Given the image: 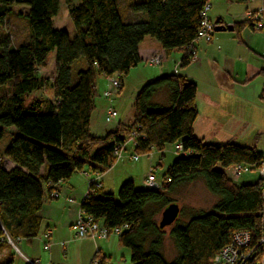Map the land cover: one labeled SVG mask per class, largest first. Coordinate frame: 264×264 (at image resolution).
<instances>
[{
    "label": "trees",
    "instance_id": "trees-1",
    "mask_svg": "<svg viewBox=\"0 0 264 264\" xmlns=\"http://www.w3.org/2000/svg\"><path fill=\"white\" fill-rule=\"evenodd\" d=\"M205 1L135 0L130 9L143 18L127 22L117 0L77 4L64 0L74 28L69 38L65 31L52 28L58 0H0V25L11 6H28L26 14L19 13L27 22L24 41L12 47L6 34L0 38V140L12 129L0 153V247L8 245L6 236L14 242L36 237L40 226L36 212L58 184L84 168L105 172L115 161L113 146L125 141L132 129L138 131L132 149L136 154L180 144L182 155L167 167L157 189H136L132 181H125L114 200L91 183L80 204L82 216L106 227L127 224L118 242L129 250L132 264H209L234 232L249 231L253 239L264 233V178L238 185L226 174L237 164L258 168L264 154L255 146L198 139L193 134L196 85L184 76L164 74L146 82L133 97L130 124H117L103 136L89 132L99 76L115 75L120 93L121 81L140 62L142 48L166 55L182 50L179 67L192 62L187 47L195 38ZM219 23L214 28H221ZM244 27L252 28L246 20L233 24L238 40ZM51 53L53 74L41 75ZM258 74L264 76V66ZM49 80L50 99L39 96L25 102V95L43 92ZM160 91L165 92L167 105L155 101ZM3 159L14 167L4 169ZM197 179L218 199L212 210L191 212L186 220L176 218L169 225L176 256L168 262L161 253L167 226L160 229L155 216L175 203L169 194L177 186ZM181 213L179 208L178 216ZM9 262L10 255L0 264ZM98 264H104L103 259Z\"/></svg>",
    "mask_w": 264,
    "mask_h": 264
},
{
    "label": "rangeland",
    "instance_id": "rangeland-1",
    "mask_svg": "<svg viewBox=\"0 0 264 264\" xmlns=\"http://www.w3.org/2000/svg\"><path fill=\"white\" fill-rule=\"evenodd\" d=\"M58 1V10L56 15L52 19V28L63 30L68 34L69 38H72L74 35V28L68 16L66 5L64 3V0ZM78 1L79 0H73V4H77ZM134 1L135 0H117L118 7L120 8V12L124 21H133L134 17L138 15V13H134L130 9V6ZM211 5V9L208 10L209 16L213 12H215L219 15H223L226 20H229L232 15L235 16V12L233 10L237 9L240 6L238 3L229 4L228 1H219L217 2V4L211 2ZM27 12L28 6L26 5H13L4 12L6 16L2 24L0 25V38L2 34H6V40L12 47L23 42L26 38L25 34L27 30V22L24 17L19 15V13L23 15ZM216 17L218 16H211L210 20L214 22ZM245 28V30H249L248 27ZM255 30H257V33L254 34V38L252 40L253 43L251 42V47L252 45L255 47V45L258 44L261 49H264V28L260 31H258V29ZM213 34H218V31H215ZM197 42L204 41L200 40ZM247 43H250V39ZM246 45V47H248V44ZM171 52H178V50H173ZM252 52L253 51L250 52V61L253 62V64H257L256 62H259L261 60V57ZM196 56H200L202 60L200 62L192 61L186 67H189L188 71L197 84V94L195 100L198 105L199 113L202 115L211 116L210 113L213 111L215 114L219 115L222 118H224V115L226 116V118L228 115H240V120H243V122L240 124H236L237 120H226L224 123V128L219 127L215 130H208V132L206 133L207 137L209 139H213V143L218 144L219 141L217 140H223V138L218 139V136L212 135L211 132H215L216 130L220 129H229L231 132H233L231 136H227L230 138V140H228L229 142L237 143L243 146H255L258 151L264 154V76L261 74H257L243 84L236 85V87H233V89L219 91V86L217 85L218 77L221 73L222 75L224 74L222 68L220 67V65H222L221 62H219L218 66L216 64H213L210 60H208V58L205 60L201 54L198 55V52ZM53 58L54 53H51L49 57L50 61L47 63L46 67L41 69L39 72L41 75L51 76L53 74ZM173 59V57H170L167 62H165L164 60L161 65H148L146 61H140L136 65V67H133L137 69L132 68L130 73L123 77V81L125 83L124 89L120 93H113L111 101L103 97V91L101 90L104 78L103 76H99L97 79V84L99 83V86L101 87L97 86V95L95 97L96 107L91 115L92 119H94L93 123H95V121L100 122L101 120H104L105 111L109 105H111L116 110L117 119H120V121L123 122H130L132 120L133 112L132 101L136 92L146 82L151 81L161 76L162 74H168L169 70L166 71L165 69L166 67L170 68L173 66ZM175 63L177 64V60ZM178 69L183 68L178 66ZM49 89L50 80L47 82L43 92H34L25 95V102L27 103L32 98L39 96H44L50 99ZM4 94L8 95L7 86L5 87ZM207 96L211 99V101L214 102H217L218 97L221 98V107L215 108V111L212 110L208 105ZM165 98V92L160 91L154 99L155 101L163 102L164 105H167V103L164 102ZM106 124L112 125L113 122H107ZM10 130L12 129H7L4 136L0 140V153L9 141L11 135ZM130 154L136 153L131 148H127L123 153V159L119 161V163H124L125 166L121 167L119 169L120 171L118 170L117 173H108V175H106L107 187L111 186L114 175L118 176V173L127 170V168L137 173L142 170V163H145L146 165L148 163L154 164L153 172L156 174L157 181L161 183V175L163 174L165 169H167V167L177 157H180L182 155L181 152L177 153L175 151V144L165 145L162 151L152 150L150 154H136L139 158L138 161H132V159L128 158ZM161 155H164L163 164L162 166H157V162H159ZM226 174H228L229 177H231L233 181L238 185L253 183L259 178L258 169H254L250 166H247L244 170H242L237 178L233 176L232 168L227 169ZM134 186L136 188L145 189V185L139 186L138 184H134ZM117 191L118 189H114L111 192L112 198L114 200H116L117 198ZM169 196L175 201L176 204H178L179 208L182 210L180 216L177 217V220L180 219L179 221L186 220L189 213L191 212L200 210H212L213 205L218 199L217 196L211 194L206 189L201 179H197L190 183H184L177 186L174 191L169 194ZM159 218L160 214L155 216L156 220H159ZM169 227L170 226H167L164 229L163 246L161 250L162 255L168 262L172 261L176 256V250L173 246L172 240L168 235ZM112 236L116 237L115 234H112ZM26 243V241H22V244L21 242H15V246L19 251L25 253L26 250L23 248V245H25ZM10 256L13 259V264H24L22 259L17 254L15 248L11 249ZM93 264L95 263L93 262Z\"/></svg>",
    "mask_w": 264,
    "mask_h": 264
},
{
    "label": "crops",
    "instance_id": "crops-1",
    "mask_svg": "<svg viewBox=\"0 0 264 264\" xmlns=\"http://www.w3.org/2000/svg\"><path fill=\"white\" fill-rule=\"evenodd\" d=\"M219 1H228L229 4L238 3L234 0H212L211 2L217 4V2ZM211 2L210 9L212 6ZM238 4L240 6L237 9L233 10L235 12V16L230 14L232 15V17H230L229 20H226L223 15H219L215 12H213L210 16L208 13V17L209 19H211V16L217 15L218 17H216V19H221L219 23L221 26H233L234 23L242 22L244 20L245 12H253L257 13L264 23V0H248L247 2ZM140 18H143L142 14H138L137 16H135L133 21ZM245 29L246 28L244 27L239 32V40L234 36L233 30H224L218 31V34H213L211 41L208 43H194L198 55L201 54L205 60L208 58V60L216 65L221 62L222 65H220V67L222 68L224 74L222 75L221 73L218 77L217 85L219 86V91L230 90L233 89V87H236V85L243 84L247 80L251 79L254 75H257L259 70L264 66V51H262L264 49H261L258 44H254L255 47L253 45L251 47V42L253 43L252 40L254 38V34L257 33V30H255L254 28H249V30ZM261 29H258V31H260ZM249 39L250 43H247L249 42ZM246 44H248V47H246ZM159 51L163 53V61L165 60V62H167L170 57L174 58L173 66L170 68L166 67L165 69L166 71L169 70L168 74L182 75L187 80L193 82L196 85L197 94V84L188 71L189 67L178 69L179 60L184 54L182 50H178V52H170L166 55L163 50L154 48H142L138 50V56L140 58V61H146L149 56ZM251 51H253L252 53H255L256 55L261 57V60L259 62H256L257 64H253V62L250 61ZM176 60L177 64L175 63ZM201 60L202 59L199 56L196 61L200 62ZM49 61L50 59H48V62ZM52 64L54 71V58ZM131 69L128 73H130ZM103 78L104 82L102 84L101 91L104 92L107 89V82L105 83L106 78L104 76ZM97 86H99V83L97 84ZM124 86L125 83L122 80L121 91L124 89ZM106 99L111 101V98ZM207 101L208 105L214 111L215 108L221 107V98L219 97L217 102H214L211 101V99L207 96ZM195 106L197 117L193 123V134L198 139L203 140V142L205 143L215 144L213 143L214 141H212L213 139H209L207 137L206 133L208 132V130H215L219 127L224 128V123L226 120H237L236 124H240L243 122V120H240V115H228L227 118L224 115V118H222L219 115L215 114L213 111L210 113L211 116L202 115L199 113L196 100ZM108 107H111L114 112L112 120L108 121L113 122V124L107 125V122L104 120H101L100 122L95 121V123H93L94 119H92L91 116L89 132L92 135L103 136L107 131L114 129L117 124L128 125L131 123L132 120L130 122H123L120 121V119H117L116 110L111 105H109ZM232 133L233 132H231L229 129H220L216 130L215 132H211L212 135L218 136V139L223 138V140H217L219 141L218 144L229 142L228 140H230V138L227 136H231ZM131 155L132 154H130L128 158L132 159ZM121 159H123V156L115 159L112 166L103 173H90L85 171L84 168L83 171L74 173L68 181L59 183L56 189L58 195L56 197H52L51 199H45L40 209L36 212V216L40 219L39 231L36 237L30 239H20L17 241L21 242V244L22 241L27 242L25 245H23V248L26 250L24 254L31 258H38L40 264H93V262L95 264H98V261L102 259L104 261V264H132L130 262V252L127 248L120 245V243L118 242V235H116V237L110 235L107 239L104 240H93L89 238L74 239L73 237V224L78 217L80 204L87 194L89 184L93 183L97 185L103 193L111 194L112 190L119 189L120 185L125 181H132L133 185H144V180L149 170L151 168L153 169L154 167V164L152 163H148L147 165L145 163H142L143 168L137 173L127 168V170L118 173V176L114 175L111 186L107 187L106 175H108V173H117L121 167L125 166L124 163H119ZM138 160L139 158L135 160L132 159V161ZM163 160L164 155H161L159 162H157V166H162ZM2 165L6 170L14 167V164L7 159L2 160ZM163 174L161 176H163ZM154 175L156 179V174L154 173ZM68 199H71V201H68ZM11 249L12 248L10 245L5 244L0 247V263H2L5 258L8 257V255H11ZM9 264H13V259L11 256Z\"/></svg>",
    "mask_w": 264,
    "mask_h": 264
},
{
    "label": "built area",
    "instance_id": "built-area-1",
    "mask_svg": "<svg viewBox=\"0 0 264 264\" xmlns=\"http://www.w3.org/2000/svg\"><path fill=\"white\" fill-rule=\"evenodd\" d=\"M212 0H206L200 11V23L195 34V38L188 45L187 49L192 61H196L198 57L196 56V48L194 43L197 41H204L206 43L210 42L212 35L214 33L215 23L209 19L208 10L210 9V2ZM244 20H246L254 29H261L264 27V23L257 13L245 12ZM164 59V55L161 51L149 56L146 59L148 65H161ZM107 89L103 92L104 98H111L113 93H117L120 86L119 79L115 76L106 77ZM114 112L111 107H108L105 111L104 120L106 122L112 120ZM138 137V131L132 129L127 138L123 142H118L113 146V157L118 159L123 156V153L127 148L133 149L136 145ZM153 149H151L152 151ZM150 151V152H151ZM175 151L182 152V147L180 144L175 145ZM150 152L148 154H150ZM188 153V152H187ZM132 159H137L136 154L131 155ZM247 166L243 164H237L232 167L233 176L237 178L242 170ZM259 177L264 178V163H261L257 168ZM144 185L146 188L157 189L160 187V183L156 181L153 169L151 168L144 180ZM58 195L57 191H52L51 196L56 197ZM262 195L264 197V189L262 190ZM87 199V195L84 197ZM71 201V199H68ZM264 217V214H263ZM127 224H122L120 226H115L112 228L106 227L100 221H94L90 216H82L79 210L78 217L73 224V237L74 239H107L110 235L120 234L123 230L127 229ZM5 241L12 248H15L17 254L22 259L24 264H40L38 258H31L26 256L24 253L19 251L15 242L8 236L5 237ZM256 259L254 264H264V233H262L257 238H252L249 231L240 230L234 232L228 243L222 246L211 258L209 264H249L252 259Z\"/></svg>",
    "mask_w": 264,
    "mask_h": 264
},
{
    "label": "water",
    "instance_id": "water-1",
    "mask_svg": "<svg viewBox=\"0 0 264 264\" xmlns=\"http://www.w3.org/2000/svg\"><path fill=\"white\" fill-rule=\"evenodd\" d=\"M215 24L219 23L218 19H215L214 21ZM224 30H228V31H232L233 30V26L232 25H225L222 26L221 28H214V31H224ZM179 214V206L176 203H170L168 204L162 211L160 214V218L158 221V227L160 229L171 225L176 218L178 217Z\"/></svg>",
    "mask_w": 264,
    "mask_h": 264
}]
</instances>
